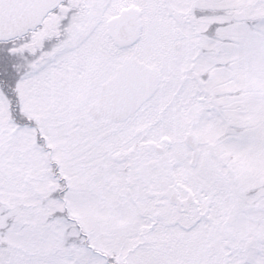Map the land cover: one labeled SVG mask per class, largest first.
I'll return each instance as SVG.
<instances>
[{"label": "snow or ice", "instance_id": "1", "mask_svg": "<svg viewBox=\"0 0 264 264\" xmlns=\"http://www.w3.org/2000/svg\"><path fill=\"white\" fill-rule=\"evenodd\" d=\"M0 264H264V0H0Z\"/></svg>", "mask_w": 264, "mask_h": 264}]
</instances>
